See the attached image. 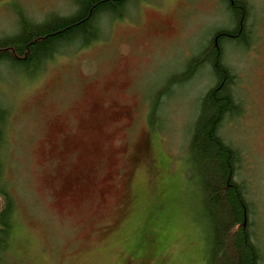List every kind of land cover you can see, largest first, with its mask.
<instances>
[{"label":"rangeland","instance_id":"374dc122","mask_svg":"<svg viewBox=\"0 0 264 264\" xmlns=\"http://www.w3.org/2000/svg\"><path fill=\"white\" fill-rule=\"evenodd\" d=\"M246 1L248 44L224 48L240 111L220 134L241 155L236 180L264 264V0ZM74 10V0H0V36L19 13L38 23ZM224 26L221 0H138L102 19L88 48L69 46L36 74L0 67V157L14 200L3 264H209L188 143L212 75L170 79ZM141 139L147 153L134 155Z\"/></svg>","mask_w":264,"mask_h":264},{"label":"trees","instance_id":"16d2710c","mask_svg":"<svg viewBox=\"0 0 264 264\" xmlns=\"http://www.w3.org/2000/svg\"><path fill=\"white\" fill-rule=\"evenodd\" d=\"M74 1L73 13L51 14L38 23L19 13L17 30L0 36V67L36 74L55 54L69 46H86L98 39L102 19L123 17L128 5L137 0ZM221 2L229 15L230 26L215 30L201 51L170 81L175 85L184 84L201 67H208L212 75V84L198 100L188 143L190 169L200 192L198 220L205 226L208 263L260 264V251L253 242L250 229V206L241 185L234 180L240 154L219 136L223 119L240 111L234 95L236 76L224 61V48L227 44L247 45L250 5L246 0ZM164 92L160 89L157 100ZM155 107L156 103L150 108V119H157ZM4 115L0 106V146ZM3 169L4 162L0 157V264H3L4 251L13 230L14 207Z\"/></svg>","mask_w":264,"mask_h":264},{"label":"flooded vegetation","instance_id":"af4514ba","mask_svg":"<svg viewBox=\"0 0 264 264\" xmlns=\"http://www.w3.org/2000/svg\"><path fill=\"white\" fill-rule=\"evenodd\" d=\"M107 35V34H106ZM102 37V36H101ZM105 39V38H104ZM91 45V44H90ZM89 44L88 45H86V46H81V47H79L80 49H82V48H88L89 46H90ZM92 106V105H91ZM90 106V107H91ZM94 106V105H93ZM90 107H89V109H90ZM149 112H150V109H149ZM84 117V112H83V114L81 115V118H83ZM148 123H147V121H146V125H147ZM145 139H141L138 143H136V145L134 146V155H140V154H142V155H144V154H146L147 153V148H148V146L145 144ZM73 145L74 144H72V143H69V148H68V151L73 147ZM58 151H64V149H66V146L65 145H61V146H58ZM75 152V151H74ZM71 153V152H70ZM135 158H137V157H135Z\"/></svg>","mask_w":264,"mask_h":264},{"label":"bare ground","instance_id":"6f19581e","mask_svg":"<svg viewBox=\"0 0 264 264\" xmlns=\"http://www.w3.org/2000/svg\"><path fill=\"white\" fill-rule=\"evenodd\" d=\"M138 1V0H137ZM249 17H250V15H249ZM249 22V21H248ZM225 27V26H224ZM248 44V43H247ZM238 46H246V45H238ZM223 57H224V55H223ZM234 73V72H233ZM212 84V83H211ZM210 84V85H211ZM209 85V86H210ZM209 86L207 87V89L209 88ZM206 89V90H207ZM205 90V91H206ZM204 91V92H205ZM203 92V93H204ZM203 95V94H202ZM201 95V96H202ZM235 95V94H234ZM200 96V97H201ZM236 98V97H235ZM237 100V99H236ZM238 102V101H237ZM239 107H240V104H239ZM231 116V115H230ZM227 117H225L224 119H223V121H222V123L224 122V120L226 119ZM222 123H221V125H222ZM221 125H220V127H219V136L221 137V139L226 143V144H228V145H230L228 142H226L224 139H223V137L221 136V134H220V128H221ZM191 130H192V127H191ZM190 130V131H191ZM191 135V134H190ZM230 146H232V145H230ZM233 147V146H232ZM240 154V153H239ZM240 158H241V155H240ZM241 161V160H240ZM240 161L237 163V168H236V172H235V175H234V180L238 183V184H240L241 185V187H242V189H243V192H244V186L242 185V183H240V182H238L237 180H236V174H237V170H238V166H239V164H240ZM244 196H245V200L247 201V203L249 204V206H250V215H251V213H252V207H251V204H250V202L248 201V199L246 198V195H245V192H244ZM250 223H251V219H250ZM250 229H251V234H252V239H253V242H254V244L258 247V249H259V251H260V264H261V259H262V253H261V249L259 248V246L255 243V241H254V237H253V230H252V223H251V227H250Z\"/></svg>","mask_w":264,"mask_h":264}]
</instances>
